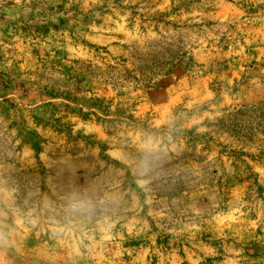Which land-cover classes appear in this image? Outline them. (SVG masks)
Masks as SVG:
<instances>
[{
  "label": "rangeland",
  "instance_id": "374dc122",
  "mask_svg": "<svg viewBox=\"0 0 264 264\" xmlns=\"http://www.w3.org/2000/svg\"><path fill=\"white\" fill-rule=\"evenodd\" d=\"M0 264H264V0H0Z\"/></svg>",
  "mask_w": 264,
  "mask_h": 264
}]
</instances>
